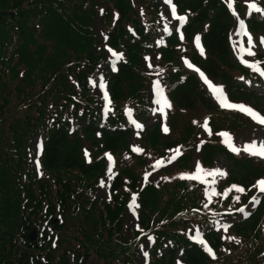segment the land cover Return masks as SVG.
Here are the masks:
<instances>
[{"label": "trees", "instance_id": "trees-1", "mask_svg": "<svg viewBox=\"0 0 264 264\" xmlns=\"http://www.w3.org/2000/svg\"><path fill=\"white\" fill-rule=\"evenodd\" d=\"M173 2L188 16L183 38L173 32L157 48L163 22L159 0H0V264H139L149 235L154 241L148 264H176L180 253L183 264H264V198L226 235L213 223L231 218L247 202L264 165L228 151L213 136L199 159L209 168L225 153L231 175L208 209L202 207L200 187L179 178L194 169L193 147L206 116L214 130L247 126L212 101L181 58H190L235 100L264 99L236 83L261 78L233 58L234 17L223 0ZM235 7L240 15L246 10L242 0H235ZM247 23L264 34V15L253 13ZM99 31L107 46L124 55L116 72L104 65L108 56L98 48ZM196 34L204 55L193 46ZM146 56L165 74L169 132L160 124L148 127L139 141L143 152L135 154L123 111L132 109L142 123L150 117L152 71ZM102 67L113 107L105 120L89 82ZM38 135L40 172L33 166ZM175 147L183 155L161 170L162 181L145 183V173ZM105 153L115 158L110 199L98 194ZM231 184L245 185V192L225 195ZM135 193L137 219L130 225L127 204ZM191 228L202 233L215 259L191 240ZM33 230L36 239L30 238Z\"/></svg>", "mask_w": 264, "mask_h": 264}, {"label": "snow or ice", "instance_id": "snow-or-ice-1", "mask_svg": "<svg viewBox=\"0 0 264 264\" xmlns=\"http://www.w3.org/2000/svg\"><path fill=\"white\" fill-rule=\"evenodd\" d=\"M165 3L169 4L170 8H171V15L174 19L178 20L180 22V24H183L186 21V17L185 16H181L177 14L176 11V6L175 4L172 3V0H165ZM227 7L229 9V11L232 12L233 16H236V12L233 9V0H227ZM248 7L257 13H260L262 15H264V8H261L257 5V3L255 2V0H249L248 2ZM239 27L240 30L243 32L244 36L247 37V44L248 47L244 48L243 46L240 49V52L242 54L246 53L249 56L255 55V53L252 51L253 48V39L251 34L246 30L245 28V24L243 22V20H240L239 23ZM178 30V29H177ZM165 31H168V26L165 25ZM182 38V37H181ZM196 41V46L197 48H200L199 45V36H197L195 38ZM261 44H264V38H261ZM110 52H112V49H109ZM201 51V55H203V49H200ZM113 56H115L117 59H120L122 57V54L119 53H115L113 52ZM145 59L147 60L148 58L145 57ZM241 62L244 63L247 67L253 68L256 72H258L262 77H264V69H262L259 66V62L253 64V63H249L247 60L243 59V56H241ZM185 64H187V66L189 68H194V66L189 63L187 60H185ZM151 66V65H149ZM113 70L115 71L116 69L113 68ZM194 70L199 73L200 78L203 80V82L208 86V90L212 93L214 99L216 100V102L218 103V105L223 108V109H229V110H238L240 112L245 113L246 115H248L252 120L256 121L258 124L260 125H264V115L259 114L257 111H255L254 109H252L249 106H246L244 104H236L233 103L231 101H229V99L227 98L223 86L221 85H214L206 76L205 74L200 71V69L198 68H194ZM99 87L101 89L104 88V84L100 83ZM158 95H159V99H157L155 102L160 105L159 111L163 114V111L165 108H170L171 104L169 102V100L167 99L166 96L163 95V88H161L159 86V83L157 82L156 85H154ZM104 99L106 101V109H107V103H110L109 99H108V94L107 92H105L104 94ZM126 114L129 117V120L132 124L135 125V127L137 129H140L143 127L142 124L138 123L136 120L132 119L131 116V109H126ZM208 117L204 118L203 123L201 124V127L203 128V130L209 134H211V129L208 126ZM194 124L197 123V121H193ZM165 133H167L169 131V129L165 126L162 129ZM217 135L221 136L224 138L223 142L229 147V149L234 152V153H238L240 150L233 144L232 140V136L230 133H228L227 131H222L217 133ZM132 151L136 152V153H140L142 151V149H140L139 147L133 145L132 146ZM172 151V150H169ZM244 152L248 153L249 155H255L258 156L262 159H264V141L257 143L255 140L251 141L250 144H246L244 146L243 149ZM85 157L88 156L87 151H85ZM179 154V150L177 149L176 152L173 154V156L170 157L169 162H171V160L176 158V155ZM105 156L108 158L109 160V171L111 172V166H112V161L113 158L109 153H105ZM157 163H159V161H157ZM149 174L145 173V180H147V176ZM226 173L221 171L219 168H215V169H203L202 166L199 164V162H197L195 164V170L192 173H180L179 174V178L180 179H188V180H197L200 183H203L206 185L205 188V195L209 194V185L215 184L216 178L217 176L219 177H223L225 176ZM208 177H211V180L207 179ZM167 179V178H165ZM253 187L257 188L258 191L264 193V178H260L257 179L255 184L253 185ZM234 189L237 192H244L245 189L243 187H240L236 184L230 185L229 188L224 190V194L226 195L228 193V191ZM212 194H216L215 192V188H211L210 189ZM236 199H238V197H235ZM132 203L129 204V208H132L135 200H136V194L132 195ZM256 198L253 197V201H255ZM136 207H138L139 205H135ZM236 211L243 213L245 216L247 215V213L245 212L244 208H238L236 209ZM225 230H227V226H225ZM192 239L196 240V242L200 243L204 248L205 251L208 252V254L210 256L213 257V259H215V256L212 252V249L207 245V243L204 241V239L201 237V234L199 233V231H197L196 236L191 237ZM148 239H152L151 237H149ZM228 239H235L234 237H228ZM237 243H239V241L237 240ZM145 255H147V253H145Z\"/></svg>", "mask_w": 264, "mask_h": 264}, {"label": "rangeland", "instance_id": "rangeland-1", "mask_svg": "<svg viewBox=\"0 0 264 264\" xmlns=\"http://www.w3.org/2000/svg\"><path fill=\"white\" fill-rule=\"evenodd\" d=\"M161 1V9L164 11V14H165V18H166V22L169 23L171 26H173V28H179L182 24H180V22L176 19H174L171 15V8L169 6V4L165 3V0H160ZM244 2L247 4V7H248V2L249 0H244ZM255 2L257 3V5L261 8H264V0H255ZM248 11L249 12H253L249 7H248ZM170 27V26H169ZM168 27V30L170 31L172 28ZM167 33L165 31V25L163 26V34ZM162 34V35H163ZM252 36V35H251ZM261 36L257 34H255L254 36H252V39H253V48H252V51L255 53V55H252V56H249L247 55L246 53L242 54L240 52V49L241 47L243 46L244 48H247L248 47V44H247V37L246 36H243L242 35V31L240 30V27H239V21L236 22L235 24V27H234V30H233V33H232V43H233V46H234V50H235V59L240 61L241 62V56H243V59L247 60L249 63H257V61L255 60V56L259 53L261 54H264V47H263V44H261ZM104 37L101 36L100 37V42L103 43L104 42ZM244 39V40H243ZM113 56V55H112ZM111 56V57H112ZM113 58V57H112ZM117 59L114 57L112 59V62H116ZM113 63V64H114ZM147 63L149 65H151L150 67H154L153 66V62L148 58L147 59ZM260 66V65H259ZM154 82H153V87H152V93H153V111H154V114H153V118L151 120V124H154V122H157L158 119H163L165 118V112H166V108L164 109L163 111V114L159 111V108H160V105H158L155 101L157 99H159V95L154 87V85H156V83L158 82L159 83V86L162 88V74L160 73H157L155 76H154ZM202 80V79H201ZM203 82V80H202ZM203 85L204 87L206 88V90L209 92V94L211 95V97L214 99L212 93L208 90V86L203 82ZM215 85H218V84H215ZM252 88L256 89V90H259L261 92L264 93V86H256V85H251ZM215 100V99H214ZM216 101V100H215ZM205 112V110L203 111ZM249 120H250V125L249 127L244 130V131H238L235 135H231L233 140V144H235V146L240 150V151H243L244 149V146L246 144H250L251 141L255 140L257 143H260L262 141H264V126H261L260 124H258L256 121L252 120L250 117H247ZM129 123V126L131 127L132 129V132H133V137H137L139 135V132L141 131V128L140 129H137L135 127L134 124H132L130 121L128 122ZM209 133L205 132L202 128V131H201V135L200 137L201 138H205ZM220 139L221 141L223 142L224 138L220 136ZM220 163V167L223 168V172H227V169L229 168V161L226 159V157L224 156H221L219 157L218 159V162L217 164ZM216 164V165H217ZM215 165V166H216ZM152 179L153 182H158L160 181L161 179L157 176V175H152L150 177ZM224 177H220L215 184H212V185H209V190L211 188H215L217 182L221 179H223ZM207 179L211 180V177H208ZM220 180V181H221ZM200 183V182H199ZM202 185V190H203V193L205 195V188H206V185L203 184V183H200ZM106 189H107V185H105L104 183L102 184L101 186V193L102 194H106ZM206 201L209 202L210 200L207 199L205 197ZM251 208L248 207L247 209H244L245 212L247 213V215L249 214V210ZM246 215V216H247ZM243 213H240L239 212V218H244L246 217ZM131 219L133 220V216L131 217ZM215 224L217 226V229L221 232H226L225 230V226L228 227L229 225V221L228 220H223V219H219V220H216L215 221ZM196 231L195 230H190L189 231V235L190 237H194L196 236ZM146 255H144V253L142 254V257H141V264H145L146 263Z\"/></svg>", "mask_w": 264, "mask_h": 264}, {"label": "bare ground", "instance_id": "bare-ground-1", "mask_svg": "<svg viewBox=\"0 0 264 264\" xmlns=\"http://www.w3.org/2000/svg\"><path fill=\"white\" fill-rule=\"evenodd\" d=\"M242 35L244 36L243 32H242ZM243 40H244V39H243ZM95 84L99 86V84H100V80H99V79H96V80H95ZM216 168H219V169H220V166H216ZM108 173H109V172H108ZM108 173H107V175H106V177H105V181L108 179V175H109ZM208 195H210V194H208Z\"/></svg>", "mask_w": 264, "mask_h": 264}, {"label": "water", "instance_id": "water-1", "mask_svg": "<svg viewBox=\"0 0 264 264\" xmlns=\"http://www.w3.org/2000/svg\"><path fill=\"white\" fill-rule=\"evenodd\" d=\"M33 238H35V236H33Z\"/></svg>", "mask_w": 264, "mask_h": 264}]
</instances>
